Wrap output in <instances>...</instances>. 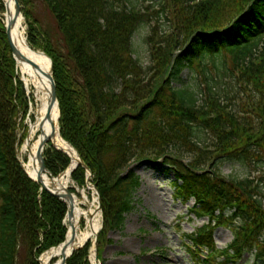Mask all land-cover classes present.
I'll return each instance as SVG.
<instances>
[{"label":"trees","instance_id":"16d2710c","mask_svg":"<svg viewBox=\"0 0 264 264\" xmlns=\"http://www.w3.org/2000/svg\"><path fill=\"white\" fill-rule=\"evenodd\" d=\"M147 1L139 9L132 0H43L62 47H43L52 59L59 133L91 172L104 228L121 229L133 208L140 177L130 166L162 159L174 173L176 194L194 198L192 210L215 222L186 235L193 264H242V253L250 250L256 264H264L262 184L247 176L229 179L218 170L224 156L250 163L262 154L264 166V0ZM28 2L19 0L29 43L36 47ZM144 22H153L146 66L132 55L131 44ZM223 53L231 57L228 68L238 70L250 116L241 117L215 96L197 106L189 89L173 85L181 68ZM16 75L0 19V264H39L40 254L65 238L67 206L27 177L17 158L28 99ZM204 132L211 144L201 139ZM43 156L54 176L71 162L55 148ZM70 177L78 187L86 185L84 166ZM216 225L235 231L226 248L215 246ZM90 246L86 241L66 264H89Z\"/></svg>","mask_w":264,"mask_h":264},{"label":"rangeland","instance_id":"374dc122","mask_svg":"<svg viewBox=\"0 0 264 264\" xmlns=\"http://www.w3.org/2000/svg\"><path fill=\"white\" fill-rule=\"evenodd\" d=\"M132 1L136 3L139 9L141 7L144 9L149 2L147 0ZM27 5L30 15L35 20L34 37L38 43L36 47L29 43L27 19L22 15L21 30L30 47L44 51L43 47L48 45L54 51L61 52L62 47L59 45L56 25L47 15V8L43 0H29ZM152 23L144 22L139 25L133 32L134 35L131 40L132 55L144 66L149 62L148 49L150 46L146 39L150 34ZM165 23L166 20L163 18L160 24ZM166 26L168 23L164 25V27ZM257 46L259 47L260 43ZM257 46L253 45L254 51L258 48ZM222 56L224 61H227L225 64L220 62ZM230 59L229 55L223 53L217 58L206 57L201 59V61L195 62L191 69L189 67L181 68L179 72L181 79L176 80L173 85H184L189 89L196 99L197 106L205 104L207 100H210V97L215 96L217 97L215 102L218 101L219 104H226L227 108L235 109L241 117L243 115L250 116L248 105L245 103L246 96L241 92V87L237 83L238 70L235 68L231 71L232 67L228 68L231 65ZM254 118L256 117L254 116ZM21 125L20 128L24 126L23 123ZM201 139L211 144L209 134L202 133ZM20 145L21 139L16 147L18 149L17 158L22 163V158L19 156ZM259 155L262 156V154ZM260 156H256V159L251 158L250 163L224 156L218 163V170L229 179H242L247 176L255 182H260L262 184L261 190L264 193V166L263 159H258ZM186 159L184 157V160ZM131 168L140 177L139 186L131 195L133 208L125 214L124 225L121 229L105 227L100 232L101 240L98 242V247L101 249L99 253L101 255L100 263L193 264L188 248H186L190 244L186 235L193 232L201 224H205L208 218L206 216L201 217L190 210L194 199H185L176 194L177 190L173 184L174 173L162 159L154 162L137 161V163L132 164ZM259 178L263 180H259ZM68 188H75L73 194L77 197L86 198V202L80 203L82 209L86 211L96 209L99 213V219L103 223L102 211L96 208L98 199L95 189L87 185L83 188L78 187L72 180L68 183ZM80 220L82 221L79 229L84 231L87 225L86 217L82 216ZM213 223L211 222L210 225ZM234 224L237 223L234 222ZM215 227L213 234L215 245L219 248H225L232 241L234 230L231 226L216 225ZM91 238L94 239V236ZM253 252L250 250L242 253L239 262L250 264ZM220 260L221 258L217 257V261Z\"/></svg>","mask_w":264,"mask_h":264},{"label":"bare ground","instance_id":"6f19581e","mask_svg":"<svg viewBox=\"0 0 264 264\" xmlns=\"http://www.w3.org/2000/svg\"><path fill=\"white\" fill-rule=\"evenodd\" d=\"M7 6V11H0V19L5 28L9 21L10 16L14 11L13 0H3ZM22 16L17 19L15 24L11 27L10 38L13 42L15 49L21 57L15 56L16 60V77L22 82V88L27 93L28 109L26 111L23 127L19 129V136L21 145L19 146V156L22 158L23 169L26 174L33 180L39 181L41 187L53 186L64 192L68 189V183L71 180L70 172L78 161V155L75 149L69 145L59 133L58 123V109L57 104L49 108V87L50 82L47 74L50 72V59L35 48H31L21 30ZM36 64V66L34 65ZM37 65L40 67L38 68ZM45 139L42 152L49 148L63 149L71 156V164L68 169L62 172L59 176L52 179L46 172L40 173L39 157H37L39 144ZM72 203L74 204V216L72 222L75 224L76 235L74 245L69 246L66 253L75 248V246L82 244L87 237L94 236L96 230L100 227L101 220L99 213L95 209L86 211L82 209L80 203L86 202V198H79L73 194ZM82 216L86 217L87 225L84 231L79 229ZM69 227V224H68ZM63 246L50 249L40 255L41 264H59L62 257ZM93 264V254H91Z\"/></svg>","mask_w":264,"mask_h":264},{"label":"water","instance_id":"95a60500","mask_svg":"<svg viewBox=\"0 0 264 264\" xmlns=\"http://www.w3.org/2000/svg\"><path fill=\"white\" fill-rule=\"evenodd\" d=\"M4 2V1H3ZM4 6H5V11H7V6L5 5L4 3ZM13 6H14V11L12 13V15L10 16V21L8 23V25L5 27L6 30H5V34H6V39L8 41V44H9V48L11 49L12 51V55L13 57L15 58V56H19V53H18V50L15 49L14 45H13V42L10 38V31H11V27L15 24V22L17 21V19L19 17H21V5H19V2L18 0H13ZM45 54V53H43ZM46 55V54H45ZM50 59V58H49ZM36 66V64H34ZM51 66H52V61L50 59V72L47 74V78L50 82V87H49V91H50V95H49V99H48V102H49V108H51L54 104H57V109H58V117L60 115V112H59V108H58V102H57V91H56V86H55V81L53 80V77H52V69H51ZM38 68H40L38 65H37ZM48 137L44 138L40 144H39V150H38V154H37V157H39V168H40V173L42 172H47L49 174V176L54 179V177L51 175V172L48 171V169L45 167V161H44V157L42 155V149H43V145L45 143V139H47ZM78 164H80L81 166H84L87 170V177H89L90 175V171L88 169V167L84 164L83 160H81L80 157H78V161H77ZM60 175V174H59ZM57 175V176H59ZM56 176V177H57ZM39 178L40 176L37 178L38 181H39ZM36 181V182H38ZM88 185L89 186H92V187H95V185L93 184H90L89 181H88ZM44 189H46L50 194H53L54 196L58 197L60 200H64L66 205H67V219L69 221V227L67 229V234L65 236V239L64 241L62 242V246H63V250H62V257H61V261L59 264H65L67 258L71 255L72 251L75 250L76 248L78 247H81V245H77L75 246V248H72L71 251H69V253H66L67 249L69 248V246L71 245H74V239H75V235H76V232H75V229H76V226L75 224L72 222V219H73V216H74V204L72 203V193L69 191V189H65L64 192H61L59 189H56V188H53V186H50L49 187H43ZM96 189V192L98 193L97 191V188L95 187ZM98 209H100V200H99V204H98ZM97 235V233H96ZM95 263L99 264L98 263V255H97V249L95 248Z\"/></svg>","mask_w":264,"mask_h":264}]
</instances>
